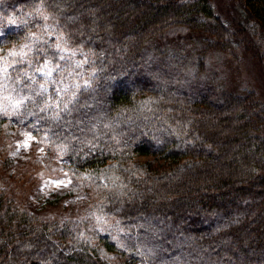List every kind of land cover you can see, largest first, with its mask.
I'll list each match as a JSON object with an SVG mask.
<instances>
[{
	"label": "trees",
	"instance_id": "trees-1",
	"mask_svg": "<svg viewBox=\"0 0 264 264\" xmlns=\"http://www.w3.org/2000/svg\"><path fill=\"white\" fill-rule=\"evenodd\" d=\"M234 2L264 36V0ZM44 14L95 74L43 108L25 77L61 58L41 38L23 62L9 59L12 91L63 149L89 212L124 235L103 237L104 249L0 185V264H264V102L227 88L209 61L234 57L213 0H0L5 24L29 29Z\"/></svg>",
	"mask_w": 264,
	"mask_h": 264
},
{
	"label": "rangeland",
	"instance_id": "rangeland-1",
	"mask_svg": "<svg viewBox=\"0 0 264 264\" xmlns=\"http://www.w3.org/2000/svg\"><path fill=\"white\" fill-rule=\"evenodd\" d=\"M213 2L228 27L227 39L232 40L233 45L230 41L229 44L234 47V57L214 53L209 61L224 67L222 79L227 88L238 92L253 90L264 102L263 34L234 0ZM45 16L34 21L29 29L23 27L21 19L9 17L5 24L0 17V185L16 195L39 220L56 221L69 231L84 234L94 244L100 242L106 249L102 238L119 244L124 235L122 226L112 217L89 212L92 198L82 190L83 184L75 177L63 149L45 140L34 120L25 117L26 98L20 91H12L9 59L20 56L23 62L31 51L30 42L41 38L48 41L54 38L61 60L58 64L43 62L40 69L43 76L32 68L28 77L20 72L21 77L30 79L28 91L37 104L60 109L59 104L74 97L95 74L90 67V54L69 46L64 35Z\"/></svg>",
	"mask_w": 264,
	"mask_h": 264
}]
</instances>
